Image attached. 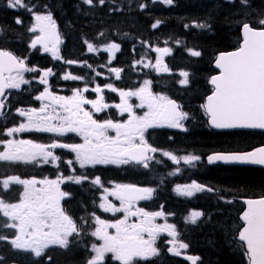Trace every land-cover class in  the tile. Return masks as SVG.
I'll list each match as a JSON object with an SVG mask.
<instances>
[{
	"label": "snow or ice",
	"instance_id": "6c2138e0",
	"mask_svg": "<svg viewBox=\"0 0 264 264\" xmlns=\"http://www.w3.org/2000/svg\"><path fill=\"white\" fill-rule=\"evenodd\" d=\"M157 2V0H153ZM165 5H172L174 0H159ZM246 4L247 0H241ZM84 3L93 5L94 0H84ZM100 5L105 0H98ZM11 8L23 7L32 12L35 24L29 31L35 35L30 47L35 49L37 45L43 47V51L50 53L56 60L62 59L59 45L60 34L57 30L56 21L50 11L38 13L33 11L35 5L29 8L23 0H8ZM47 7L46 5L44 6ZM146 4H140V8H146ZM16 23H22L19 19ZM162 21L157 19L152 28H157ZM199 28H207L209 25L198 23ZM243 39L240 46L231 52L220 53L216 58V66L220 69L218 75L212 76L210 83L213 86L212 94L207 96L202 107L210 118L213 127L228 128H256L264 129V19L257 21L254 27L250 23L242 25ZM101 36L104 34L101 33ZM88 52L97 51L93 43L85 41ZM147 43V42H145ZM177 44L180 41H176ZM104 50L115 53L120 50V45L111 42L103 46ZM159 54L155 64L151 61L145 63L143 59L134 61V64H142L144 67H151L156 72H169L170 69L163 62V57L171 53L168 47H156ZM193 57L201 56V52L195 49H187ZM66 65L82 63L83 66L92 68L87 62L65 60ZM110 63V61H109ZM122 68H111L110 72L115 74L116 79L121 76ZM25 73H39V83L45 85L44 91L35 97L41 101L39 109H17L20 116L26 117V123L18 126L7 127L5 135L9 139L0 140L3 151H0V162L23 163L31 165L56 163L60 157L55 155L54 150L66 148L75 153V163L80 167H95L96 165L127 164L136 162L143 167H149L155 159L150 153L161 151L150 145L145 139L144 133L149 128L168 126L171 128H183L182 121L188 118V113L180 110L181 106L174 100L164 95H156L151 91V80H144L143 85L136 90L124 91L117 89L113 84L104 87L113 92H119L120 103L109 105L104 102L103 91L97 84L91 91L99 94L97 99L90 100L83 93L90 89L86 86L83 89L72 90L71 96L57 95L51 91L49 77L55 73L51 68L38 69L26 63L25 58L18 57L11 51L0 48V117L6 115L7 90L20 89L22 85H30L31 80L25 79ZM101 73H96L100 75ZM183 77L179 81L182 85L189 83L188 71L181 70ZM63 80H85L82 76L65 73ZM131 97H138V107L146 108L143 115H137L133 106L129 103ZM90 105L95 113L104 112L109 107H114L123 115L128 113V119L124 122L105 119L103 121L94 119L93 111L85 109ZM25 131L56 133L64 136L67 133H77L83 138V143L66 144L54 140L50 144L39 143L33 140L17 139L16 133ZM114 133L110 135L109 133ZM163 155L169 157L176 165L183 162L185 165L195 166V162L201 157L194 154L177 156L171 152L164 151ZM208 163L216 162H239L264 165V146L249 152L214 153L207 157ZM68 165L73 160L67 161ZM75 171V169H73ZM181 169L178 167L176 173ZM88 176H57L55 180H37L36 178L21 179L19 176H8L0 180L4 192H9L12 185L22 187L16 202H7L0 197V228L15 230L14 238L0 236V241H6L14 249L30 252L36 257H41L52 246L67 249L69 237L78 236L82 229L77 222L68 215L61 206V200L68 193L61 191L60 184L64 180L74 183H82L88 180ZM94 185L104 188L99 176L92 181ZM175 191L183 197H193L197 193L214 192L213 187L192 180L190 184L176 185ZM109 193V189H104ZM155 192L153 188H140L135 185L116 184L110 194L116 196L120 201V207L108 200V195L103 196L99 208L105 212H123V219L108 222L101 220L95 214H91L96 221L95 230L91 233L102 243L91 245L93 255L88 259L87 264H105L106 257L112 254V259L120 264H137L139 260H147L156 256L158 249L155 241L161 233H167L172 237L168 241L172 245L168 249L173 255L180 256L183 250L189 245L179 239V233L173 224L158 225L155 223L157 217L164 216L163 211L154 213L145 212L143 209L133 210L138 200L150 199ZM247 210L242 214L244 224L237 232L239 246L243 249L249 264H264V197L259 199H248ZM204 215L201 211L193 210L185 217L186 222L195 224ZM130 217H140V223L129 224ZM6 221V222H5ZM114 229V233L108 230ZM149 239L145 240L144 234ZM4 257L0 256V264ZM50 259V257H49ZM186 259L191 264H197L198 256L187 255Z\"/></svg>",
	"mask_w": 264,
	"mask_h": 264
},
{
	"label": "trees",
	"instance_id": "16d2710c",
	"mask_svg": "<svg viewBox=\"0 0 264 264\" xmlns=\"http://www.w3.org/2000/svg\"><path fill=\"white\" fill-rule=\"evenodd\" d=\"M32 1L33 3L34 1H37L40 4V9L44 5L50 6L52 8L51 14H54V17L56 19H59L63 24H66L68 26V31H70L69 37L72 40L69 46V49L71 51L77 48L78 44L76 39L82 34L87 35L88 33H90L88 34V36L91 38H95L101 33H109L111 35L120 34L127 36H137L139 33H147L149 26H151V22H154L158 18V15L156 13L158 11L164 10L167 13V15L164 17L167 23L165 26L166 31L168 33L178 34L177 41H180L179 44L175 42L171 46V49L176 52L183 50L184 48L200 49L203 51V53H205L206 56H210L213 52L217 50L229 48L231 49L234 45H237L238 42H236V40L239 35V24L245 20L250 9L254 8L256 10H264V0H249L248 6H244L243 9H237L235 4H224L221 1L204 4V0H190L191 2L188 0H174V3L170 6L159 2V0H157V2L155 3L153 2V0H105V3L103 4L104 6L102 5L103 7L98 3V0H95L96 3H93L94 8L91 7V5L89 7L85 6L86 4H83V0H72L73 2L71 0ZM78 2L81 5L78 4ZM122 2L124 3L122 4ZM142 3H146L148 7L140 9L139 5ZM187 4L190 5V8L194 9L196 8V6H202V11L192 10L189 12H185L184 14H179L175 12L176 9L174 8L168 9L170 7H179ZM96 5L97 8H99L100 6L102 7L99 8L100 12L98 11V9H96ZM162 5L163 8L165 7L164 9L162 8ZM110 6L113 7V9ZM158 7L161 9H159ZM90 9L91 11H89ZM105 9L107 10L104 11ZM227 11L229 12L228 14ZM217 13H219V15ZM227 16L229 18H227ZM109 18H111V20ZM116 18L118 20H116ZM197 19H206L211 25H209V27L207 28L196 27L195 20ZM75 22L77 23L75 24ZM123 22L125 25L123 24ZM116 26H119V28L116 29ZM13 27L14 26L10 28ZM128 31H130V33ZM190 60L192 61L193 59ZM221 140L222 139H216V142H214V138L198 136V134L196 136H184V143H194L196 147L200 145L204 148L205 144L210 146L214 143H216L215 146H218L220 148H241L244 147V145H246L247 143L243 140L237 139L233 142H227L226 145H220L219 143ZM213 180H215L216 183H218L223 190H228L226 195H229V191L231 190L234 192L235 196L264 194V174H262L260 170H256L254 168H225L224 170L218 173L217 178L213 176ZM225 216L226 214L217 218L215 221L213 219V225H211L212 227L210 229L219 227L220 229L226 232L225 229L227 227V221L224 218ZM198 231H200L199 228H196L194 230L195 237L199 236V234L196 233ZM226 238L228 239L229 236H226V234L224 236L223 231L216 233L214 232V230L210 231L208 237L204 238V240H202L201 237L199 238L200 243L202 245L206 241L210 243L209 246L204 247L206 252L204 254L205 261L203 264H243L241 255L234 251H230L229 248L225 245L226 243L224 239ZM52 264H84V258L82 256L77 255L76 249L72 248L66 253L57 254L53 258ZM105 264L114 263L106 262ZM146 264L154 263L146 262ZM178 264L186 263L180 261Z\"/></svg>",
	"mask_w": 264,
	"mask_h": 264
},
{
	"label": "rangeland",
	"instance_id": "374dc122",
	"mask_svg": "<svg viewBox=\"0 0 264 264\" xmlns=\"http://www.w3.org/2000/svg\"><path fill=\"white\" fill-rule=\"evenodd\" d=\"M221 1H225V0H221ZM234 1H235V3L238 2L237 0H234ZM23 2H24V4L28 5L29 8H31L26 0H23ZM0 18L2 19L1 22L3 24H5L7 35L12 36L11 38L6 39L7 42H9L10 44H13L16 48H18L19 50L24 52L28 58H31V57L37 56V55L44 56L46 58L47 63L49 64V68H51L53 70V72H55L60 77H62L63 74H65V73H71V71L69 69H66V66H68V65H66L64 63L65 60H72L70 58V56H67L66 59H64V60H63V57L61 56L62 59L56 60L52 57V55L50 53L44 52L43 47L41 45H37V47L35 49L30 47L31 41L34 38V36L39 35V31H37L35 33L29 31V29L35 24V20H34V17L32 15V12L26 10L23 7L11 8L8 6V0H4L3 2H0ZM17 19L22 21V23H19V24L16 23ZM12 26H14L16 28L15 31L10 29V27H12ZM139 47L145 48V50L140 54H134V58L138 57L139 58L138 60L143 59L145 63H148L149 61H151L152 64H155L156 59L159 57V55H157L155 52L156 47L154 45H149V44L146 47H144L142 44H139ZM60 55H61V52H60ZM123 55H124V53H122L121 48H120V50L115 53V58H112V56L110 57L111 61L116 59V57H122ZM173 58L176 61L175 69H170L168 67L170 69L169 72H156L151 67L146 68L142 64H134V61L132 63H127V64H124V63L116 64L115 66H113L111 63H109L110 65H112L109 67H110V69L111 68H122V69L132 68V72L122 73L121 76L126 77L128 75L127 77H129L130 80H133V81L141 80V82H142L135 87L121 88V90H124V91L133 90L134 91L137 88H139L140 86H142L143 81L147 79V80L152 81V84L150 87H151V91L153 94L164 95L170 99V98H174L175 95H181V96L184 95L185 91H186V87L188 85L192 84L193 79L195 78V73L192 72L188 67L183 66V63L186 61L185 58L178 56V55L174 56ZM165 61H166V59L164 58V60H163L164 64H165ZM99 68H101V67H99ZM181 70L188 71L190 73L189 83L187 85H182L179 83V81L181 79H183V77L180 75ZM191 73H193V74L191 75ZM200 77H201V80L198 81L197 84H200L202 89H204L206 76H205V74H202ZM114 78H116V77L114 76ZM61 81H62V83H64L65 80H63L61 78ZM176 82H177V84H176ZM50 83H51V81L49 80V85H50ZM112 84L114 87L117 86L114 83H112ZM40 86H41V90H40V92H41L42 90H44V88L46 86L42 85V84H40ZM50 87H51V85H50ZM73 89H75V88L69 87V86H64V84H61V85L57 84V89L54 90V92L57 95L71 96ZM208 91H209V87H208V90L206 92L208 93ZM86 93L87 92H85L83 94L85 95ZM36 95L37 94H35V96ZM98 95L99 94L96 93L97 97H98ZM131 98H133V97H131ZM135 98H137L136 104L139 105L140 104L139 98L138 97H135ZM185 98H180V99H182V101H184ZM117 99L120 101L119 93L117 94ZM129 102H133V100L130 101V99H129ZM28 103H32V101H29ZM40 105H42V102H40ZM17 109H20V108H15L12 115L9 118V120L11 119L15 123L16 126H18L20 123H26V117L20 116L19 113L16 111ZM146 110H147L146 108L138 107V109L135 112L137 115H143ZM127 119H128V113H127L126 117L124 119H122L120 122H124ZM116 121H118V120H116ZM193 123H196L195 119H192V124ZM1 136L3 139L9 138L8 136L5 135V131L3 132V134ZM17 139H24V138H17ZM68 144H76V141H74V140L68 141ZM2 147H3V145H0V151H3ZM68 151H70V150H68ZM164 151L169 152L168 150L161 149L159 155L162 157V160L163 161H164V159L170 160L169 157H166L163 155ZM193 151L198 153V150L196 148L193 149ZM177 152L178 151H175V152H173V154L177 155ZM73 154L75 155V153H73ZM187 154H193V153H180L177 156H184ZM194 155H196V154H194ZM69 160H73V159H69ZM15 166H16V164H15ZM40 166H41V168L46 167L45 164H40ZM178 167L181 169V171L179 173H176V169ZM201 167L202 166L200 165L199 161L195 162L194 167L191 165H185L183 162H181L180 165H176L175 162L172 161V163L170 164L169 173L166 175V177L178 179L179 182H176V183L170 185V189L173 193V197H171V199H173V202L171 204H168V205H166L164 203H160L158 210L163 211L165 213V215L161 216V217H157V219H159V221H161V222H156V221L155 222L158 225H163L165 223L173 224L176 226V231L178 233L182 232L181 228H182V230H186L188 232L186 234V240H184L185 236L182 237V239L179 238L180 240H183V242H185L189 245V248L187 250H183V253L198 256L199 258H202V256H203V262H204L205 261L204 260L205 259L204 254L206 252L204 247L209 246L210 243H208L206 241L202 245L200 243L199 238L195 239L192 236V233L190 232V230L188 229L189 225H192V224L186 222V220H185V217H187L191 211L196 210V211L203 212V210L185 208L187 210L184 213L178 215V209L174 205L175 200H186L189 203L198 204L199 206L203 205L207 209L208 208L209 209L216 208L217 210H219V215H218V213L216 214V215H218L217 216L218 218L226 214V216L224 217L227 221V227L225 229L226 232L224 230L220 229L219 227L210 229L212 226L206 225L204 227V232L200 231L201 232L200 234H201L202 240H204V238H207L209 235V232L212 230H214V232H216V233L223 231L224 236H225V234H226V236H229L228 239L227 238L224 239L226 244L224 242L223 243L226 246H228L232 251H240L241 250V247L239 246V244L235 243L233 240V237H235V232L241 223L239 222V220L235 214L238 211L239 205H238V203H235L234 198H232V200H231V198L228 197L225 200L219 201L212 196L205 197L206 196L205 193H197L193 197H183V196H180L177 194V192L175 191L176 185L190 184L192 180H196L199 183L213 187L215 190L216 189L220 190V187L219 186L217 187L213 181H210L208 179H203V178L200 179V177H202V175H203L202 172L197 173V177L199 179L192 177L193 172H194L193 170L201 168ZM65 168H66V166L63 169H65ZM68 168L70 171L67 173L63 170H57L54 167H50V169H47V170H43V169L39 170L37 168L36 169H29L27 166H22L21 168H13V167H8L7 163H0V180H3L5 178H7L8 176H19V177L23 176V179H31L34 177V178L55 180L57 178V176H61V175H62V177H65V178L69 177V176H73V175H75V176L87 175L89 179L85 180V181L89 182L92 186H97L91 182L96 176H94L92 174H84V172H81L79 174L74 173L73 169H75V166L73 164L71 166L68 165ZM39 172L43 173V175H39ZM139 173H141V175L143 177L154 178L156 176H159V177L162 176L161 174H158L155 171L149 170V169H141V170H139ZM185 175H187L185 177V182H182L183 181L182 178ZM65 181L69 182L70 186L73 188L82 187V184L84 182L83 181L82 183L77 184V183H74L72 181L64 180V182H62L60 184V189H61L62 185L65 184ZM107 182H109L112 185L118 183L115 180H111V179H108ZM97 188H100V187H97ZM105 188H106L105 186H104V188H100L101 191L98 192L97 195H94V197H93V198L98 197L99 204L103 201L104 194H103L102 190ZM147 188H150V186L148 185ZM21 191H22V188L19 191V193ZM214 192H212V193H214ZM227 192H228V190H223V191H221V194H226ZM13 193L15 195L16 190H14ZM197 195H202V199L197 201L196 200ZM138 201L135 202L133 210L140 209V206L138 205ZM111 203L115 204L117 207H119V205H120V203L117 202L116 199H113V198H112ZM99 204L93 203L91 205V206H94L93 210H94L95 216H98V217H100L102 215L106 216L107 213L101 212V210H103V209L99 208ZM166 207L168 209V212H167ZM124 215L119 219H123ZM203 216L197 220L198 226L200 229H202V227H203V224H202L203 221L200 222V220L203 219ZM84 218H85V220H87V218H89V215H87ZM132 218L135 219V223H138L137 222L138 217H132ZM119 219H117V220H119ZM109 220H112V218L110 216L106 217V221L109 222ZM179 220H183V221H185V223H181ZM86 225H87L86 231L88 234L91 235V233L95 230L96 221H95V223L87 222ZM108 231L110 233H114L115 230L112 232H111V230H108ZM11 234H13V235H11ZM14 234H15V230H13V229L0 228V236L7 237L8 239H12V238H14ZM146 235L147 234L145 233L144 237H143L144 239H146L145 238ZM93 237L95 238V241L98 242V244L102 243V241H100L97 237H95V236H93ZM147 239H149V238H147ZM170 240H172V237L167 234L164 241H170ZM2 242H4V243H2ZM18 251H20V250L14 249L6 241H0V256L4 257L2 264H17V262L15 260L18 258V255H17ZM184 254H182V255H184ZM169 255H170V253H169ZM173 258H176V257H173ZM182 258H184V257L182 256Z\"/></svg>",
	"mask_w": 264,
	"mask_h": 264
},
{
	"label": "bare ground",
	"instance_id": "6f19581e",
	"mask_svg": "<svg viewBox=\"0 0 264 264\" xmlns=\"http://www.w3.org/2000/svg\"><path fill=\"white\" fill-rule=\"evenodd\" d=\"M71 1H72V0H71ZM71 1H69V2H71ZM77 1H78V0H77ZM114 1H115V0H114ZM118 1H120V0H118ZM138 1H139V0H138ZM140 1H141V0H140ZM146 1H147V0H146ZM177 1H178V0H177ZM182 1H183V0H182ZM72 2H73V1H72ZM111 2H112V1H111ZM179 2H180V1H179ZM190 2H191V1H190ZM112 3H113V2H112ZM123 3H124V2H122V4H123ZM139 3H141V2H139ZM186 3H187V2H186ZM186 3H185V4H186ZM69 4H70V3H69ZM78 4H80V3L78 2ZM94 4H95V3H94ZM122 4H121V5H122ZM136 4H137V3H136ZM145 4H146V3H145ZM188 4H189V3H188ZM75 5H76V4H75ZM80 5H81V4H80ZM131 5H132V4H131ZM133 5H134V4H133ZM151 5H152V4H151ZM85 6H87V5H85ZM101 6H102V5H101ZM101 6H100V7H101ZM103 6H104V5H103ZM103 6H102V7H103ZM111 6H112V5H111ZM111 6H110V7H111ZM128 6H129V5H128ZM139 6H140V5H139ZM88 7H89V6H88ZM91 7H92V6H91ZM98 7H99V6H98ZM100 7H99V8H100ZM102 7H101V8H102ZM108 7H109V6H108ZM124 7H125V4H124ZM136 7H137V5H136ZM147 7H148V6H147ZM149 7H150V6H149ZM84 8H85V7H84ZM86 8H87V7H86ZM99 8H97V5H96V9H98V11H99ZM104 8H105V7H104ZM111 8L113 9V7H111ZM158 8H159V7H158ZM162 8H163V5H162ZM164 8H165V7H164ZM164 8H163V9H164ZM79 9H80V8H79ZM140 9H141V8H140ZM159 9H161V8H159ZM92 10H93V9H92ZM106 10H107V9H105L104 11H106ZM89 11H91V9H90ZM98 11H97V12H98ZM152 11H153V10H152ZM156 11H157V10H156ZM56 12H57V11H56ZM92 12H93V11H92ZM99 12H100V11H99ZM107 12H108V11H107ZM66 13H67V12H66ZM102 13H103V11H102ZM114 13H115V12H114ZM114 13H113V14H114ZM220 13H221V12H220ZM228 13H229V12L227 11V14H228ZM238 13H239V12H238ZM69 14H70V13H69ZM98 14H99V13H98ZM105 14H107V13H105ZM108 14H109V13H108ZM119 14H120V13H119ZM217 14L219 15V13H217ZM221 14H222V13H221ZM233 14H234V13H233ZM233 14H232V15H233ZM236 14H237V13H236ZM114 15H115V14H114ZM120 15H121V14H120ZM232 15H231V16H232ZM78 16H79V15H78ZM91 16H92V15H91ZM93 16H94V15H93ZM109 16H111V15H109ZM112 16H113V15H112ZM220 16H221V15H220ZM222 16H223V15H222ZM228 16H229V15H228ZM228 16H227V18L230 17V16H229V17H228ZM234 16H235V15H234ZM102 17H103V14H102ZM114 17H115V16H114ZM116 17H117V15H116ZM121 17H122V16H121ZM232 17H233V16H232ZM73 18H74V17H73ZM84 18H85V17H84ZM89 18H90V17H89ZM222 18H223V17H222ZM222 18H221V19H222ZM80 19H81V18H80ZM93 19H94V17H93ZM109 19L111 20V18H109ZM113 19H114V18H113ZM231 19H232V18H231ZM106 20H107V19H106ZM116 20H118V19L116 18ZM172 20H173V19H172ZM66 21H67V20H66ZM82 21H83V20H82ZM112 21H113V20H112ZM122 21H123V20H122ZM122 21H121V22H122ZM64 22H65V21H64ZM89 22H90V21H89ZM116 22H117V21H116ZM121 22H120V23H121ZM76 23H77V22H75V24H76ZM82 23H83V22H82ZM120 23H119V24H120ZM192 23H193V22H192ZM192 23H191V24H192ZM194 23H195V22H194ZM79 24H80V23H79ZM112 24H114V23H112ZM112 24H111V25H112ZM119 24H118V25H119ZM123 24H124V22H123ZM123 24H122V25H123ZM88 25H89V24H88ZM111 25H110V26H111ZM124 25H125V24H124ZM124 25H123V26H124ZM79 26H80V25H79ZM110 26H109V27H110ZM181 26H182V25H181ZM74 27H75V26H74ZM81 27H82V26H81ZM86 28H87V27H86ZM91 28H92V27H91ZM117 28H119V26H118V27L116 26V29H117ZM127 28H128V27H127ZM120 29H121V28H120ZM122 29H123V27H122ZM125 30H126V29H125ZM117 31H118V30H117ZM90 32H92V31H90ZM118 32H119V31H118ZM128 32L130 33V31H128ZM86 33H88V32H86ZM120 33H121V32H120ZM88 34H90V33H88ZM88 34H87V35H88ZM122 34H123V33H122ZM201 36H202V35H201ZM75 39H76V38H75ZM187 49H188V48H187ZM174 84H175V83H174ZM176 84H177V82H176ZM174 86H175V85H174ZM175 87H176V86H175ZM171 90H172V89H171ZM167 91H168V90H167ZM243 182H244V180H243Z\"/></svg>",
	"mask_w": 264,
	"mask_h": 264
},
{
	"label": "water",
	"instance_id": "95a60500",
	"mask_svg": "<svg viewBox=\"0 0 264 264\" xmlns=\"http://www.w3.org/2000/svg\"><path fill=\"white\" fill-rule=\"evenodd\" d=\"M242 36H243V32H242ZM237 164H249V163H239V162H237ZM253 165H258V164H253ZM259 166H264V165H259ZM242 200L246 203V201L248 200V198H244ZM245 210H247V204H246V209ZM242 214L240 215V218L242 217Z\"/></svg>",
	"mask_w": 264,
	"mask_h": 264
}]
</instances>
